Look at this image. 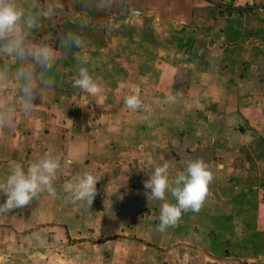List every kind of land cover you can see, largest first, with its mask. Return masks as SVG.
<instances>
[{
	"label": "crops",
	"instance_id": "crops-1",
	"mask_svg": "<svg viewBox=\"0 0 264 264\" xmlns=\"http://www.w3.org/2000/svg\"><path fill=\"white\" fill-rule=\"evenodd\" d=\"M16 3L36 24L23 57L0 50V183L45 152L59 166L53 192L0 210V264H264V0ZM41 44L55 53L47 68L28 54ZM79 58L135 129L61 126L88 94L72 85ZM132 93L136 108L124 104ZM192 159L212 176L201 206L158 230L163 201L147 198L143 182L165 160L172 180ZM88 164L98 179L91 205L63 191Z\"/></svg>",
	"mask_w": 264,
	"mask_h": 264
},
{
	"label": "clouds",
	"instance_id": "clouds-1",
	"mask_svg": "<svg viewBox=\"0 0 264 264\" xmlns=\"http://www.w3.org/2000/svg\"><path fill=\"white\" fill-rule=\"evenodd\" d=\"M35 24L36 21L33 18L24 15L17 6L16 0H0V39H2L0 50L6 54L14 53L23 57L28 52L24 46L25 33ZM70 39L77 46L82 43L78 36H71ZM28 54L45 68L50 67L55 59L53 49L45 44L36 46ZM85 64V58L78 59L72 85L91 95H96L100 91V85ZM19 75L23 82L21 96L24 100L30 101L34 94L31 75L27 70L20 71ZM140 103L141 101L134 93L124 99V104L130 108H136ZM58 166L57 159L49 152H45L41 158L27 166L20 163L11 165L8 175L0 183V191L5 197L0 203V210H12L24 206L42 191L53 192L52 178ZM169 167V162L165 160L155 166L148 175V179L143 182L147 198L151 196L163 201L160 205L159 224L157 225L158 230L161 231L174 225L182 211L199 209L206 195L207 185L212 178L207 163L202 159L186 161L183 170L172 180L169 179ZM97 181L98 179L93 174L85 171L79 174L74 181H65L63 191L73 199L91 205L96 193ZM166 192L171 193L175 198L174 202L165 199Z\"/></svg>",
	"mask_w": 264,
	"mask_h": 264
},
{
	"label": "rangeland",
	"instance_id": "rangeland-1",
	"mask_svg": "<svg viewBox=\"0 0 264 264\" xmlns=\"http://www.w3.org/2000/svg\"><path fill=\"white\" fill-rule=\"evenodd\" d=\"M108 95L109 93L103 90H100V93H98L96 96L93 95L92 97L89 93H83L77 99L78 104L71 108V113L73 114L72 119L67 120L61 126L65 129H75L76 131H80L82 133H89L90 130L94 129H99L103 131L109 129L119 130L120 128H127L129 130L135 129L138 125V122L135 119L129 122L127 118L126 122H121V115L125 109L122 108V104H120L121 102L119 101L118 96H114L115 94H113L112 97L109 98ZM107 100H110L111 103L108 104ZM106 115L110 117V119L114 117L116 120H111L110 122L106 121ZM49 124H51L49 126L50 129L54 128L55 126L60 127V123L58 122H50ZM92 140L93 139L86 134L85 141H83V149L85 146V151L83 155H86L88 157L87 161H89V155H91V152L88 148L91 147L90 142H92ZM100 141L101 139H99V142ZM85 167H87V170H80L82 172H90L89 164ZM82 206L83 209L89 207V205L85 204L84 202H82ZM51 221H53V219H51ZM51 224L56 225L54 222H51Z\"/></svg>",
	"mask_w": 264,
	"mask_h": 264
}]
</instances>
